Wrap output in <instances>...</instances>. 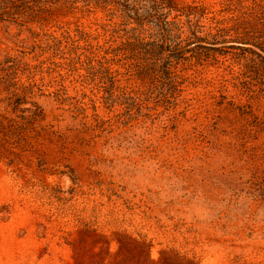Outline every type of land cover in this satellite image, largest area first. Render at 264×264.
<instances>
[{
    "label": "rangeland",
    "instance_id": "1",
    "mask_svg": "<svg viewBox=\"0 0 264 264\" xmlns=\"http://www.w3.org/2000/svg\"><path fill=\"white\" fill-rule=\"evenodd\" d=\"M179 2L176 89L113 9L8 8L0 264H264V0Z\"/></svg>",
    "mask_w": 264,
    "mask_h": 264
},
{
    "label": "trees",
    "instance_id": "2",
    "mask_svg": "<svg viewBox=\"0 0 264 264\" xmlns=\"http://www.w3.org/2000/svg\"><path fill=\"white\" fill-rule=\"evenodd\" d=\"M23 3L25 0H17ZM15 0H0L1 13L0 20H4L8 15L9 7H19ZM36 3H57L61 1L71 2L72 4H85L100 7L104 10L113 9L122 18L123 30L132 33L128 42L133 46L135 52H140L145 56H150L152 61L145 66L154 75H160L165 82L172 88L183 82L177 80L178 75L174 68L182 61L187 60L188 53L198 49L216 50L212 45H203L200 42L217 43L219 40L214 38L209 42L208 37L201 36L199 32L192 30L191 36L183 39L185 33L181 16L185 15L191 23V15L194 12L185 11L180 7L179 0H32ZM191 25V24H189ZM129 27V29H128ZM149 34L147 36L146 34ZM130 39L133 40L129 41ZM168 41V42H167ZM186 41L185 45L182 42ZM220 41L225 42L227 38ZM190 45L194 48L187 50ZM168 51V52H167Z\"/></svg>",
    "mask_w": 264,
    "mask_h": 264
},
{
    "label": "water",
    "instance_id": "3",
    "mask_svg": "<svg viewBox=\"0 0 264 264\" xmlns=\"http://www.w3.org/2000/svg\"><path fill=\"white\" fill-rule=\"evenodd\" d=\"M203 44L212 45V46H216L217 45V43H207V42H203ZM232 44L243 45V43H239V42H223L222 43V45H232Z\"/></svg>",
    "mask_w": 264,
    "mask_h": 264
}]
</instances>
